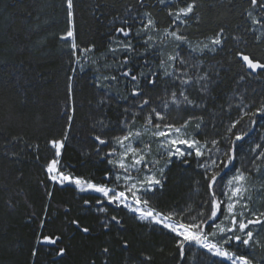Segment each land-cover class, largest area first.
<instances>
[{"label":"trees","instance_id":"obj_1","mask_svg":"<svg viewBox=\"0 0 264 264\" xmlns=\"http://www.w3.org/2000/svg\"><path fill=\"white\" fill-rule=\"evenodd\" d=\"M75 3L77 41L81 46L95 45L93 52L80 55L98 62L93 65L90 60L81 59L83 71L79 64L70 63L74 57L69 46L59 39L67 27L62 0H0V264H102L105 246L110 249L107 264L141 263L145 255L152 257L151 264H182L171 256L175 247L170 234L128 221L115 209L110 211L114 210L126 222V231L115 225L110 232L102 231L100 221L105 219L104 214L95 208L86 211L87 206L81 207L84 199L94 200L95 196L72 187L53 189L47 180L44 169L54 158L48 141L66 135L59 158L62 169L103 182L110 166L96 155L92 135L103 134L105 129L99 124L93 127L94 122L106 117L105 123L114 127L121 119L123 108L132 102L131 97L121 98L131 90L123 77L111 88L94 87L98 76L118 75L123 71L111 59L105 61V57L112 55L108 52L110 39L125 20L133 23L134 29L139 28V19L145 12H151L161 28L170 22L159 0H144L143 4L139 0H75ZM198 5L199 21L185 31L189 40L193 43L205 39L220 27L226 30L229 39L223 50L211 56L191 53L189 58L199 61V66L190 69V74L199 76L208 72L210 80L205 91L200 90L199 83L188 87L190 99L199 106L190 107L187 116L203 117L199 131L194 128L198 121L192 122L197 135L209 142L221 140L223 148L226 129L238 118L243 106L264 102V71L251 73L236 53L245 51L264 59V43L254 42V34L246 31L252 26L247 15L253 11L249 0H201ZM255 11L259 13V9ZM236 36L244 40L237 41ZM133 43L140 52L144 51L139 41L134 39ZM177 51L188 56L190 49L183 45ZM158 59L152 52L137 55L128 66L134 72L141 69L148 72L144 65L147 60L151 71L156 72ZM106 62L111 64L110 68L104 67ZM73 68L77 69L75 73L71 72ZM70 76L75 77L78 112L71 129H67L65 101ZM166 90L176 87L161 80L154 89H147L153 106L162 105V96L171 99ZM108 96L116 99L104 105L98 103ZM255 119L257 123L250 127L249 135L237 144L239 158L245 156L242 149L246 148L247 140L264 130V116L257 115ZM141 123L137 119L135 127L139 128ZM244 126L249 127L247 121ZM237 165L238 161L234 166ZM231 173L230 169L225 175L229 177ZM166 174L165 187L154 199L159 209L195 208L207 199L201 169L191 162L183 168L171 164ZM46 186L54 191L51 199L46 196ZM68 209L71 211L66 214ZM72 219L92 228V234H82L69 226ZM53 234L62 236L58 246L68 249L63 257L56 255L57 246L41 242L42 235ZM122 239L128 241L129 248L121 246ZM248 250L234 249L238 254H249ZM33 251L37 253L35 256Z\"/></svg>","mask_w":264,"mask_h":264},{"label":"snow or ice","instance_id":"obj_2","mask_svg":"<svg viewBox=\"0 0 264 264\" xmlns=\"http://www.w3.org/2000/svg\"><path fill=\"white\" fill-rule=\"evenodd\" d=\"M143 2L144 0H139V3L143 4ZM159 3L167 6L168 0H159ZM249 3L253 11H248L247 15L251 19L252 26L246 31L254 34V42L264 43V0H249ZM62 5L67 27L59 39L69 46L70 55L74 57L70 63L79 64L80 70L83 71L81 59H88L93 65L98 63L90 56L80 55V53L93 52L95 45L81 46L77 41L75 0H62ZM198 6L197 0H175V3L167 8L170 23L164 28L160 27L158 19L151 12H145L139 19V28L134 29V24L125 20L123 26L115 29V35L110 39L108 48V52L112 55L110 58L105 57V61L111 59L123 71L118 75L98 76V82L94 83V87L111 88L113 83H120V78L123 77L129 82L131 90L128 96L121 98L128 100L131 97L132 102L128 107L123 108L121 119L117 120L114 127L105 123L106 117L94 122L93 127L99 124L105 129L103 134L92 135V139L96 142L94 149L96 155L110 166L104 174L103 182L97 183L62 169L59 158L65 148L66 135L61 139L53 138L48 141L54 158L47 162L44 171L53 189L58 187L63 190L72 187L80 193L95 196L94 200L84 199L81 207L87 206L86 211L95 208L97 212L104 214L105 219L100 221L102 231L110 232L114 225L126 231L124 228L126 222L117 215H109V206H111L115 210H127L137 221L157 226L162 232L166 231L170 234L175 247V252L171 253V256L182 264H189V260L197 261V249L206 250L211 256L222 258L230 264H256L252 256L238 254L233 248L243 245L264 252V239L260 238L264 236V207L253 206L254 200L250 190L253 170L244 165L243 160L240 161V168L234 165L239 159L237 144L243 142L249 135L250 127L256 125L255 117L264 116V102L243 106L238 118L226 129L227 135L222 138L223 148L221 140L202 141L196 135L189 133V126L193 121H198L194 124L195 130L201 129L203 117L189 116L178 125L166 114L170 104L199 106L190 99L187 86L199 83L200 90L205 91L210 75L208 72H203L199 76L191 75L190 69L198 68L199 61H193L189 57L194 52L204 56L221 51L229 39L226 30L220 27L212 35L205 37L204 41L193 45L181 30V26H187L190 21H199ZM256 9H259V13L255 11ZM134 39L140 42L143 52H140L133 43ZM234 39L244 40L240 36ZM165 41L172 44L171 52L165 53L163 50ZM181 45H187L190 49L188 56L177 51ZM157 49L161 50L156 51ZM150 52L159 57L158 71H151V65L147 60L144 61V65L149 68L148 72L143 69L134 72L128 66L133 57L148 55ZM236 56L251 73L264 71V59L257 58L251 53L246 54L245 51H238ZM104 67L110 68L111 64L106 62ZM76 71L75 68L71 69L72 73ZM74 79V76H70L66 85L67 129H71L78 112ZM161 80L170 82L172 88L183 86V91L178 93L175 90H166L171 99L169 101L162 96L160 98L162 105L158 108L153 106V100L147 89H154ZM141 81L144 83L142 84ZM119 95L117 93V96ZM113 99L116 97L108 96L98 103L108 104ZM137 119L142 120L139 128L135 127ZM245 121L249 127L244 126ZM249 151L252 155L245 159L254 166L256 172L264 176V145L257 143L255 148H250ZM191 157H195L198 167L203 169L202 179L207 199L202 200L195 208L186 207L167 211L159 209L154 204V199L165 187L169 166L174 159L189 164ZM257 160L259 163L256 162ZM230 169L232 174L228 177L225 174ZM224 180L227 182L223 188H220ZM261 188L264 189V183L261 184ZM53 195L54 191L48 190L46 186V196L51 199ZM70 211L71 209L66 210V214ZM46 214L47 209L45 216ZM68 223L82 234L90 235L93 232L92 228L83 226L79 219H72ZM41 226H44L43 221ZM40 239L43 244L57 246V256L63 257L67 254L66 247L58 246L62 236L42 235ZM121 246L125 249L129 248L128 241L122 239ZM193 246L196 248L194 249ZM159 251L162 252L163 249ZM102 253L105 257L102 264H107L109 247H103ZM188 253L191 255L188 256ZM36 254V251L32 252L33 256ZM261 259H264V256ZM151 261V256L145 255L141 258V264H151Z\"/></svg>","mask_w":264,"mask_h":264},{"label":"rangeland","instance_id":"obj_3","mask_svg":"<svg viewBox=\"0 0 264 264\" xmlns=\"http://www.w3.org/2000/svg\"><path fill=\"white\" fill-rule=\"evenodd\" d=\"M200 1L201 0H197V2H200ZM203 1L207 2L208 0H203ZM173 3H175V0H168L167 6L165 4H161L160 3L163 6L166 15H167V8L171 7ZM169 21H170V18H169ZM193 22L194 21H190V23L187 26H183V25L181 26V30L184 32V34H186L185 31L187 30V27L190 24H192ZM168 26H169V24H168ZM204 40L205 39H201L199 41H195V42H193V45H195L196 43H198L200 41H204ZM163 46L167 49V52H171L172 51V44L169 43L168 41H165V44ZM184 46H187V45H184ZM181 47H183V45H181ZM207 55L211 56V55H213V53H208ZM189 86H187V88ZM175 91H177L178 93L180 91H183V86H177ZM180 99H182V97H180ZM190 107L191 106H187L186 107L185 105L177 106L175 104H170L169 108L166 110V114L169 115V117L172 120V122H174V123L179 125L180 123H183V121L189 117V116H187V113L189 112ZM188 131H189L190 134L196 135L197 138H199V136L197 135L196 131L193 128V125L189 126ZM145 139L147 140V138H145ZM202 141H205V140H202ZM257 143L264 145V130H263L262 133L258 132V136L251 137L249 140H247L246 148L242 149V152H244L245 156H241L238 159V165H237L236 168H240L241 167L240 161L243 160L244 165H247L250 169L253 170V172H252L253 178L251 180V185H250L251 194H252L253 200H254V205L253 206L256 207V208H261V207H264V189L261 188V184L264 183V176H262L260 172H256L255 169H254V166L248 163V159H245V157H249V156L252 155V153H250L249 149L250 148L254 149L255 148V144H257ZM153 147H155V145H153ZM189 160L194 165V167L196 169H198V170L201 169V168L198 167L197 159L195 157H191V158H189ZM256 162L259 163L258 160ZM172 164H175L176 166H179V168H183L184 165H186V164H183L181 161L175 160V159L173 160ZM202 172H203V169H201V173ZM231 174H230V176H231ZM226 182L227 181L224 180L220 184V188H223L224 184H226ZM218 192H219V189H218ZM110 209H113V208L111 206H109V215H117L118 216V214L116 212H113L114 210L110 211ZM118 213L123 218H126L128 221L136 222V223H138L141 226H145L147 229H152V230H154L157 233H165V234L167 233L166 231L162 232L161 229L159 227H157V226L147 225L146 223H142V222L137 221L136 219H134L133 214L128 212L127 210L121 209V210H118ZM260 238L264 239V236H262ZM193 248L195 249L196 246H193ZM234 249H238V250L241 251L243 249H246V247H244L243 245H237V246H235L233 248V250ZM249 250H248V252H249L248 255L252 256L256 260V264H264V259H261V257L264 256V252H260L259 250L254 249V248H249ZM197 252H198L197 261L189 260V264H195L196 262L198 263V261H213L215 264H230V262L224 261V260H222V258L211 256V254L206 253V250L197 249ZM199 254H202V256L199 255ZM187 255L190 256L191 254L188 253ZM186 258H187V256H186ZM136 264H141V263H138V261H137Z\"/></svg>","mask_w":264,"mask_h":264}]
</instances>
